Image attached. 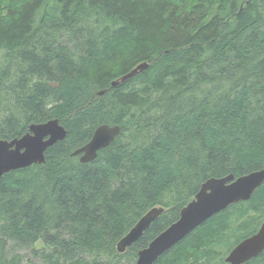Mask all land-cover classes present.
<instances>
[{
  "label": "trees",
  "instance_id": "16d2710c",
  "mask_svg": "<svg viewBox=\"0 0 264 264\" xmlns=\"http://www.w3.org/2000/svg\"><path fill=\"white\" fill-rule=\"evenodd\" d=\"M54 119L46 163L0 179V264H135L209 179L264 169V0H0V140ZM101 125L121 133L80 163ZM263 222L264 184L155 264H227Z\"/></svg>",
  "mask_w": 264,
  "mask_h": 264
},
{
  "label": "water",
  "instance_id": "95a60500",
  "mask_svg": "<svg viewBox=\"0 0 264 264\" xmlns=\"http://www.w3.org/2000/svg\"><path fill=\"white\" fill-rule=\"evenodd\" d=\"M148 68V63L138 65L130 73L117 79L112 87L123 84L134 75ZM121 133L119 126L101 125L91 140L72 152L80 163L88 164L97 159L98 153L108 148ZM67 131L58 119L42 124H32L29 132L12 141L0 140V179L12 171L23 170L33 165L46 163L45 153L59 141ZM264 184V169L237 179L230 175L205 182L195 198L182 209L179 219L157 236L138 253L135 264H155L161 256L182 242L187 236L229 206L249 201L255 191ZM165 213L162 207L149 210L118 242L117 251L124 254L137 243L152 223ZM264 251V222L253 236L244 239L225 258L227 264H246Z\"/></svg>",
  "mask_w": 264,
  "mask_h": 264
},
{
  "label": "rangeland",
  "instance_id": "374dc122",
  "mask_svg": "<svg viewBox=\"0 0 264 264\" xmlns=\"http://www.w3.org/2000/svg\"><path fill=\"white\" fill-rule=\"evenodd\" d=\"M79 159V158H78ZM29 253L30 252H28V251H25V252H21V254L22 255H25L26 257H27V262H28V264H38L39 263V261L38 260H35V259H33V258H31V257H29ZM227 256V255H226ZM225 256V257H226ZM224 257V258H225Z\"/></svg>",
  "mask_w": 264,
  "mask_h": 264
}]
</instances>
